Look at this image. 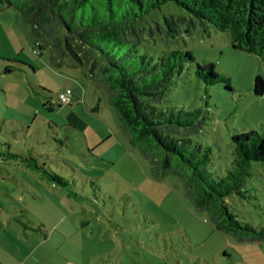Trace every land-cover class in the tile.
<instances>
[{
	"label": "rangeland",
	"instance_id": "obj_1",
	"mask_svg": "<svg viewBox=\"0 0 264 264\" xmlns=\"http://www.w3.org/2000/svg\"><path fill=\"white\" fill-rule=\"evenodd\" d=\"M171 16L191 20L169 3L147 17V31L166 26L165 17ZM189 28L186 33L181 26L176 42L158 36L143 45L152 54L192 53L194 61L185 64L162 106L201 110L205 125L198 139L212 148L214 167L225 171L235 159L234 136L264 135V96L254 93L256 78H264V63L234 49L229 34L209 24L195 20ZM210 64L229 80L230 89L196 76L198 65ZM68 89L77 93L71 105L45 107ZM3 118L29 126V140L23 131L9 129L0 141L12 139L24 150L29 142L36 153L65 160L51 166L72 182L73 191L55 186L26 162H1L0 243L8 255L3 264H264V241L240 243L216 231L209 215L187 201L179 177L154 180L148 161L128 142L94 84L79 69L55 64L48 51L40 52L21 13L0 3ZM247 189V198L233 196L228 203L242 221L264 228V164L252 166Z\"/></svg>",
	"mask_w": 264,
	"mask_h": 264
},
{
	"label": "trees",
	"instance_id": "obj_2",
	"mask_svg": "<svg viewBox=\"0 0 264 264\" xmlns=\"http://www.w3.org/2000/svg\"><path fill=\"white\" fill-rule=\"evenodd\" d=\"M0 3L21 13L32 28L40 52L48 51L55 64L79 69L94 84L96 94L103 95L118 116L128 142L148 161L154 180L162 181L169 175L179 177L187 201L209 215L216 231L240 243L264 241V228L242 221L228 203L233 196L248 197L252 166L264 164V135L251 131L234 136L235 159L225 171L217 170L212 148L198 139L205 125L201 110L162 106L185 64L194 61L192 53L172 50L152 54L143 45L148 38L156 42L158 36L166 42H176L182 34L181 26H186V33H190L189 27L196 20L228 33L234 49L255 54L264 63V0H0ZM169 3L185 10L191 20L165 17L166 26L157 24L147 31V17ZM196 76L207 85L223 82L230 89L229 80L217 74L212 64L198 65ZM68 90L56 96L57 102L45 103V107L53 110L55 104L71 105L74 100L71 90L69 103L60 99ZM254 93L264 96L261 76L255 80ZM9 129L13 133L23 131L29 140V126L0 119V136ZM14 144L12 139L0 141V176L5 171L2 161L26 162L31 170L55 186L73 192L72 182L51 166L66 163L65 160L36 153L29 142L25 150Z\"/></svg>",
	"mask_w": 264,
	"mask_h": 264
},
{
	"label": "crops",
	"instance_id": "obj_3",
	"mask_svg": "<svg viewBox=\"0 0 264 264\" xmlns=\"http://www.w3.org/2000/svg\"><path fill=\"white\" fill-rule=\"evenodd\" d=\"M70 90V89H69ZM72 91V93H73V95H74V99L76 98V95H77V93H75V91H74V89L73 90H71ZM86 94H87V89L84 87L83 88V90H82V100L83 101H85V98H86ZM77 130H79V129H77ZM80 132H81V130H79ZM84 133L83 132H81V134L80 135H83ZM83 141V140H82ZM88 148H89V146H88ZM89 150V149H88ZM1 199H0V209H1ZM1 235H2V229H1V227H0V237H1ZM3 247H2V245H1V243H0V264H3V260L4 259H7V256L8 255H6L7 253H5L4 251H3V249H2Z\"/></svg>",
	"mask_w": 264,
	"mask_h": 264
},
{
	"label": "built area",
	"instance_id": "obj_4",
	"mask_svg": "<svg viewBox=\"0 0 264 264\" xmlns=\"http://www.w3.org/2000/svg\"><path fill=\"white\" fill-rule=\"evenodd\" d=\"M60 99L63 103H69L71 101V92L68 90L67 92L61 94Z\"/></svg>",
	"mask_w": 264,
	"mask_h": 264
}]
</instances>
